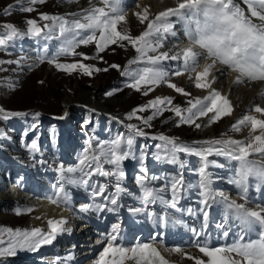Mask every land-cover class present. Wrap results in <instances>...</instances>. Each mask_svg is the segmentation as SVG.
Listing matches in <instances>:
<instances>
[{
	"label": "snow or ice",
	"instance_id": "snow-or-ice-1",
	"mask_svg": "<svg viewBox=\"0 0 264 264\" xmlns=\"http://www.w3.org/2000/svg\"><path fill=\"white\" fill-rule=\"evenodd\" d=\"M44 2L45 0H27L29 6L23 7L22 10L30 13L35 10L33 5ZM99 3L102 6L93 5L84 9L78 14L77 19L71 21L62 17L41 14V20L52 23L44 24L42 28L37 20L29 19L26 32L19 31L12 24H6L3 26L6 33L0 36V47L6 46L17 38H23L25 35L40 37L43 34L45 40L60 41L56 55L47 59L48 63L54 64L57 69L69 74L81 70L84 75L91 76L93 72H107L109 69H101L82 62L59 63L57 62L59 56L71 55L75 57L79 55L87 60L91 57L76 51L81 45L94 44L97 54H99L111 45H119L123 48L125 47L123 42H127L135 50L137 56L129 60L128 66L123 69L117 64H112L110 67L121 71V74L128 78L127 87L137 92L143 90L145 96L161 84H167L177 93L189 96L190 93L186 92L184 88L170 82L172 76L179 77L185 73H195L197 89H212V84L215 82L212 73L217 64L226 66L230 72L237 73L235 83L238 85L244 84L245 81H264V0H241L245 7H241V3H238L237 0H178L176 7H169L152 19H149V9L144 8L143 13L135 14L140 23L143 24L147 21L146 30L138 36L130 35L127 29L118 30V25L122 22L126 23L127 9L123 6V0H99ZM172 18H175V21ZM175 23L183 24L188 43L179 50H174L178 46L173 45L168 50L161 51L168 36H176ZM44 29H47V32ZM47 51L45 48L44 52L47 53ZM40 59L43 62L46 57ZM165 61L180 62V67L174 72H170L164 66ZM132 65H137V67L133 68ZM201 65L202 70L198 71ZM210 76H212L211 80H209ZM187 103L190 107L181 108L173 106L171 97H158L136 109L128 116V119L141 120L143 125L151 127L153 119L162 115L164 111L170 110L179 118V125H195L196 128H200L201 125L196 123V120L201 117H208L209 114H212L210 123H217L233 112L231 101L217 90H211L202 99L197 98L194 101L190 99ZM148 109L153 111L147 118L137 115V113L145 112ZM254 111L264 115L262 107L256 106ZM0 114H2L0 118L4 120L25 115L21 112H8L3 107H0ZM242 126L251 128L247 140L210 139L200 142L201 147L179 143L175 138L163 134L151 137L162 142L157 147L163 150V156L158 154L157 159L163 158L174 163L178 160L180 153L199 157L203 161V165L199 169L200 182L198 185L203 196L202 203L208 206L209 201H214L219 197L232 210L233 215L240 223L237 239L230 245L210 247L207 240L196 244L199 252L207 257L206 261L187 254L180 247L167 249L169 252L181 253L189 260L194 259L195 264H264V206L256 205L254 208L246 206L249 176H255L264 181V164H256L249 160V157L254 153L264 156V119H258L251 114L244 115L232 126V131L239 132ZM128 129L130 134L126 137L117 136L110 141H100L95 148H92L91 141H89V149H85V154L79 160L80 167L66 169L68 173H80L79 176L69 178L68 182L88 186L93 175L115 177L117 181L116 193L110 203L117 204L116 197L125 191L119 184L125 175L122 164L130 156H134L133 145L136 137L148 136L143 128L135 124H129ZM257 131L259 134L253 135ZM31 148L37 149L35 142L31 144ZM213 154L240 161L239 172L231 183L240 189V198L245 203H237L225 193L216 192L211 187L214 181L206 169L209 165L208 157ZM105 164L112 165L113 169H105ZM141 170L142 172L147 171L143 168ZM60 171L63 177L65 171L63 165L60 166ZM157 179L159 177H151L153 181ZM139 180L142 192L141 203L144 207L136 208L134 211H146L148 205L156 203L157 200L169 203L164 200L162 195L165 188L151 186L145 175H141ZM106 188L107 185H99L93 190V196H103ZM170 188L172 193L170 206L176 208L178 199L185 188L183 177L173 179ZM58 192L63 195H57L51 199V203L57 206L61 201L66 202L68 199L63 186L58 189ZM90 207L87 206L82 210L87 211ZM104 207V204H97L95 210L101 211ZM205 219H207V211H205ZM66 223L65 220H48L49 232H45L41 228L24 231H13L10 228L0 229V256L15 255L18 248L35 251L42 245L51 244L56 234L66 230L64 228ZM3 232L8 234L7 242L2 238ZM253 232H255L256 238H252L250 235ZM228 235L229 232L226 229L223 236L227 237ZM246 236L247 239H245ZM106 239L108 243L100 253L96 264H128V262L131 264H170V261L153 243H136L134 246L118 243L120 239L119 225L112 227L111 233Z\"/></svg>",
	"mask_w": 264,
	"mask_h": 264
},
{
	"label": "rangeland",
	"instance_id": "rangeland-1",
	"mask_svg": "<svg viewBox=\"0 0 264 264\" xmlns=\"http://www.w3.org/2000/svg\"><path fill=\"white\" fill-rule=\"evenodd\" d=\"M97 1L99 3V0ZM89 4V0H71V2L45 0L44 3L33 5L35 10L29 13L22 10L23 7L29 6L27 0H0V36L6 33L3 27L6 24H12L19 31L26 32L29 19L37 20L42 28L44 24L52 23L41 20V14L62 17L69 21L77 19L82 10L89 8ZM146 27L147 23L144 30ZM120 29H127L132 36H138L143 32L138 28H130L129 25L120 24L118 30ZM44 31L47 32V29ZM123 43L125 44L123 48L119 45H111L99 54L94 44L81 45L76 51L91 57L87 60L79 55L59 56L57 61L59 63L82 62L101 69H109L107 72H93L91 76L84 75L81 70L69 74L48 63L47 59L56 55L60 41L45 40L43 34L40 37L25 35L0 47V107L8 112L25 113L22 116L10 117L8 120L0 118V193L4 182L22 187L24 181L29 178L30 182H40L45 187L57 191L63 186L72 196L77 195L79 198L84 196L90 201L109 207L119 206L118 199L117 204L110 203L111 198L115 196L117 184L115 177L93 175L88 186L68 182L69 178L79 176L80 173H68L66 169L80 167L79 160L85 154V149H89V141L92 148H95L100 141H110L117 136L126 137L130 134L129 124H135L148 133L147 137H136L133 145L134 156H130L122 164L125 175L119 184L126 188L128 184L137 180L140 175L139 167L147 158L158 162L160 159L156 158L157 155L163 156V150L157 147L162 142L152 139V136L163 134L175 138L179 143H200L210 139L230 138L238 134L232 131V128L224 130L229 123V116L215 123V136L212 138L202 134L200 128H196L195 125H179V118L170 110L153 119L151 127L143 125L141 120L128 119L136 109L155 98L153 91L145 96L143 90L137 92L127 87L128 78L123 76L121 71L110 67L112 64H117L123 69L128 66L129 60L137 56L130 44ZM45 48L48 50L47 53L44 52ZM41 57L46 59L41 62ZM132 67L136 68L137 65ZM160 87L173 91V106L187 108L190 107L188 100L196 99L185 86L178 87L184 88L190 93L189 96L177 93L167 84H161ZM105 110L108 114L103 112ZM152 111L148 109L137 115L147 118ZM123 120L126 121L127 126L118 127L116 121ZM196 123L199 124L197 120ZM33 142L37 145L35 150L31 148ZM61 165L65 169L63 177L60 171ZM104 168L111 170L113 166L105 164ZM99 185H107L106 191L103 196L94 197L93 190ZM137 196L140 197L139 208H143L142 195L138 193ZM148 208L159 214L164 213L162 209L152 204H149ZM172 220L175 221V218ZM186 221L188 232L196 234L198 231L192 227L190 220ZM30 226V219L25 216L20 203L0 197V229L24 231ZM141 234V230L132 233L131 246L136 243H153L165 250L166 254L161 250L162 255L170 261V264H195V260L183 263L180 253L167 251L170 248H182L181 239L173 233L156 234L152 231L138 238ZM2 238L8 241L7 232L2 233ZM234 240H229L230 243L228 241L225 244H208L210 247L225 246L230 245ZM189 248L199 251L196 244L190 245ZM26 251L28 249L18 248L16 253L23 255L27 253ZM5 256L9 255L0 256V264H7L3 258ZM96 258L92 260L96 261Z\"/></svg>",
	"mask_w": 264,
	"mask_h": 264
},
{
	"label": "bare ground",
	"instance_id": "bare-ground-1",
	"mask_svg": "<svg viewBox=\"0 0 264 264\" xmlns=\"http://www.w3.org/2000/svg\"><path fill=\"white\" fill-rule=\"evenodd\" d=\"M90 5L102 6L97 0H89ZM241 3V0H237ZM178 0H123V6L127 9L126 23L122 22L121 26L129 25L133 29H141L147 23H140L136 17V13H143L144 8H148L149 18L157 15L159 12L166 10L169 7H176ZM137 4L139 5L137 7ZM242 7H245L241 3ZM175 21V18H172ZM174 31L176 36L169 35L164 43L161 51L168 50L173 45L179 48L185 47L188 43L182 23H175ZM203 63V62H202ZM210 63V61H208ZM164 66L170 72H174L180 67V62L165 61ZM202 70L201 68L198 69ZM223 73V74H221ZM191 76V78H189ZM212 76L215 77V82L212 84V89L202 90L195 87V73H185L182 76H172L171 81L177 86H185L197 98L207 96L211 90L220 91L222 95L227 96L233 106V112L229 116V123L224 127V130L232 128V126L244 115H255L258 119H264V115L255 113L256 106L264 108V81L248 82L238 85L235 83L237 73L230 72L226 66L217 64L213 70ZM209 77V80L212 79ZM161 86V85H160ZM160 86L155 87L152 92L154 98L174 97L172 90ZM103 112L108 111L105 110ZM210 114L208 117H201L197 121L201 125L200 132L204 135H209L210 138L215 136V123H210ZM118 127H126V121H116ZM251 133L250 126H242L241 131L231 139L247 140ZM259 132L257 131V133ZM224 137L223 139H230ZM186 144L201 147V143L188 142ZM249 160L256 164H264V156L261 154H252ZM209 165L206 169L213 179L212 188L216 192H223L237 203H245L240 198V189L231 183L240 169V161L231 159L227 156H217L215 154L208 157ZM16 162V161H15ZM203 165V161L195 155L178 154L176 162H168L161 158L158 162H154L151 158H147L139 167L140 175H145L151 183V186L156 188H165L162 194L164 200L169 203H162L157 200L152 204L164 211L159 214L152 208L146 211L136 212L134 209L140 206V197L142 195L140 189L139 177L136 181L128 184L124 192L117 197L120 201L119 206L104 207L101 211L95 210V203L85 198L84 196H72L67 193V201H61L59 206L52 204L51 199L60 194L57 190L47 188L40 182H30L27 178L22 187L4 182L0 197L6 200L20 203L25 216L30 219L33 228H41L45 232L50 231L48 220H65V231L56 234L55 239L51 244L42 245L38 250L26 251V254L9 255L3 257L7 264H96L99 260L100 253L108 243L106 237L111 233L114 225H119V241L125 246H131V235L136 230H141L142 234H148L154 231L163 232L164 234L173 233L181 239L182 249L193 257H199L207 260L202 253L196 250H191L190 245L197 244L207 240L210 244H225L229 240L237 239L240 232V223L235 218L227 206L219 197L214 201H209L208 206L202 203L203 196L198 187L200 182L199 169ZM146 169L142 172L141 169ZM159 177L157 180H151V177ZM183 177L184 191L177 202V207L172 208L171 203V181L175 178ZM248 203L247 207L254 208L256 205L264 206V181L255 176L248 178ZM116 193V190H115ZM74 194V193H73ZM115 195V194H114ZM91 206L89 210L82 209ZM151 207V206H149ZM205 211H207V219H205ZM175 218V221L172 219ZM190 220L192 227L198 231L196 234H190L186 220ZM228 230L229 235L223 236V232ZM257 231L259 229L257 228ZM199 234V235H197ZM252 238H256L255 232L250 234ZM137 238V239H138ZM248 237L246 236L245 239ZM138 240H136L137 242ZM230 243V241H229ZM165 253V250L158 247ZM166 254V253H165ZM183 263L191 262L187 257L180 253ZM95 260H92L93 258ZM175 262V258H172ZM194 260V259H193Z\"/></svg>",
	"mask_w": 264,
	"mask_h": 264
}]
</instances>
